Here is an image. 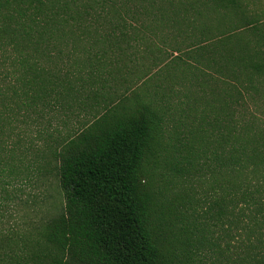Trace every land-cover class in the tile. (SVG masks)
Instances as JSON below:
<instances>
[{
	"label": "trees",
	"instance_id": "1",
	"mask_svg": "<svg viewBox=\"0 0 264 264\" xmlns=\"http://www.w3.org/2000/svg\"><path fill=\"white\" fill-rule=\"evenodd\" d=\"M23 167L62 198L6 264H264V0H0V177Z\"/></svg>",
	"mask_w": 264,
	"mask_h": 264
},
{
	"label": "rangeland",
	"instance_id": "2",
	"mask_svg": "<svg viewBox=\"0 0 264 264\" xmlns=\"http://www.w3.org/2000/svg\"><path fill=\"white\" fill-rule=\"evenodd\" d=\"M147 65L148 62L144 63L142 68ZM174 104L176 108L168 116L163 131L164 135L158 139L170 151H172L171 149L174 147L172 144L177 142L178 137H181L183 142L187 141L189 129L193 124H196L195 113L188 111L185 97L176 98ZM196 115L199 117V111ZM170 151L164 154L167 156L161 161L163 166L159 170L167 181L174 179L172 166L168 164L179 159L176 160V158L169 156ZM25 163L27 162L25 161ZM176 178L179 181L178 189L188 188L196 198H202L205 184L198 181L184 180L182 182L181 177ZM0 179V257H3L5 252L13 249L18 251L26 239L38 237V230L45 222L49 210L60 205L62 196L54 185H49L46 176L28 171L24 167L8 178L0 177ZM198 263L210 264V259L203 258ZM0 264H6L3 258L0 259Z\"/></svg>",
	"mask_w": 264,
	"mask_h": 264
}]
</instances>
